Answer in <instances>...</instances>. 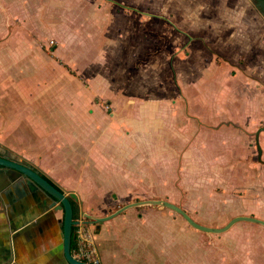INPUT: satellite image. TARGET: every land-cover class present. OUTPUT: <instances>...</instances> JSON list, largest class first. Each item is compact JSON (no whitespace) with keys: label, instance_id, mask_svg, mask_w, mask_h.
Masks as SVG:
<instances>
[{"label":"crops","instance_id":"crops-1","mask_svg":"<svg viewBox=\"0 0 264 264\" xmlns=\"http://www.w3.org/2000/svg\"><path fill=\"white\" fill-rule=\"evenodd\" d=\"M63 2H70L68 11ZM138 2L146 0H0V156L32 166L67 196L75 195L70 200L78 205V219L96 231L104 264H175L170 258L174 241L142 242L120 233L135 228L114 221L137 207L91 226V218L107 214L99 206L92 209L91 199L133 198L137 187L129 181H157L149 175L160 165V151L191 143L190 132L174 139L169 125L176 117L171 107L181 62L178 41H183L184 54L190 52L186 63L199 61L200 75L193 82L198 94L192 95L191 79L184 81L185 104L191 109L194 101L213 99L212 115L223 124L222 143L209 145L233 151L229 158L220 155L222 160L237 161L238 169L246 163L253 179L257 165L250 159L264 172V10L259 2L167 0L184 11L182 21L175 15L165 29L159 26L162 18L144 14ZM191 2H200L198 12ZM145 25L153 34L148 40ZM159 31L168 46L156 45ZM82 40L90 48L81 46ZM126 53L133 56L128 69L122 63ZM88 54L91 65L77 63L75 56ZM81 67H87L86 76ZM96 86L101 96L95 94L94 101L88 93ZM112 97L124 104L113 117L102 104ZM121 114L132 118L130 123L123 119V128L113 122ZM146 121L152 128H143L150 134L129 143L126 127ZM227 130L233 134L229 139ZM189 152L191 161L193 149ZM11 174L0 169V264H69L63 249L64 211L53 207V199L31 180ZM160 255L167 260L161 262Z\"/></svg>","mask_w":264,"mask_h":264},{"label":"rangeland","instance_id":"rangeland-1","mask_svg":"<svg viewBox=\"0 0 264 264\" xmlns=\"http://www.w3.org/2000/svg\"><path fill=\"white\" fill-rule=\"evenodd\" d=\"M90 1L91 0H81V2ZM166 1L167 0H146V2H138V4H143L144 14L147 13L149 15H158L161 17L162 19L159 20V26L167 29V20H171L175 15L177 18H180L177 19V22L182 21L184 8L180 7V9H177L174 5H171L170 2ZM227 1L260 2L259 0ZM63 3L64 11H68L70 2ZM120 3L123 5L122 2ZM191 4L194 5L193 12H198L200 2H191ZM162 20H166V22ZM179 24L182 26V23ZM146 25L144 29V38L148 40L151 39L153 34L150 33ZM162 35V31L155 34V37L160 39L158 40L156 38V45L159 46V48L169 45L167 37L166 40H164ZM178 35L180 34L175 33V36ZM81 42V46L84 45L85 49L90 48L91 44L89 45V41L85 42L82 40ZM182 42L183 41L177 42V47L179 48L177 52L180 55L179 60L181 62L177 61L178 63L176 65L178 73L176 74L177 79L174 88L175 102H172L173 107H171L175 110L176 117L173 119L174 122H169V125L171 124V130L174 132V139L183 137L186 131H188V133L190 132L192 137L191 143H186L183 146L174 144L172 148L169 149V152L162 149L163 151H160V165L158 168H155L154 174L150 173L151 175H149L151 180L154 178L157 181L151 183L147 179H144L143 181L147 182L145 184H130L129 181V185H132L134 189L137 187L135 192L132 193V195H134L133 198H119L120 200L117 198L109 200L91 199V208L96 209V206H99L101 207L99 210H104L105 213H107L105 216H109L127 204L147 200H165L183 208L199 224L211 228H222L233 218L239 216L255 217L264 220V183L262 181L264 172L263 168L260 167L262 164L257 163L254 159H250L257 165L251 170L255 176V179H253L245 167L247 166L246 163L238 169L237 161L231 158L222 160L220 155L229 158L233 156V151H224L221 148L217 151L215 150L216 147L211 148L212 145H209L216 143L217 140L222 143V137H224L221 130L223 124H218V119L213 116L215 115L214 100H209L208 104H199L198 101H194L191 109L185 104L188 96L185 94L184 81L190 82L189 79H191L192 89H195L192 95L198 94L196 92L197 88L194 87L195 84H193V82L200 74L198 60L191 64L185 62V56L189 58L190 52L188 53V51H186L184 54L183 50L185 46H183ZM150 46H152V44H150ZM123 56H125V62L122 61L123 66L128 69L132 62L130 58L132 59L133 56H130L128 53ZM75 57L77 63L81 66L91 65V54H88L87 57L86 55H77ZM106 58L110 60L113 57ZM206 58L208 62L212 60L209 56ZM120 64L121 62H119L118 65ZM86 70L87 67H81L79 72L81 75L86 76ZM91 71H93V68H91ZM87 85L91 91V83ZM99 92V86H96V90L95 87H92V94L90 92L88 95H90L92 99L95 94L99 95ZM113 98L114 97H112V100ZM170 98L172 99L171 96ZM104 99L105 100L102 102L103 109L112 113V117L116 111L124 105L120 98H115L113 101H109L106 98ZM127 105L128 104H126V106ZM80 106L82 107L83 104L80 103ZM134 106L139 108V104H134ZM123 119L128 123L132 121L130 116L127 117L121 114V118L117 115V117L113 119V122L116 123L118 127L121 126V128H123V126H125ZM119 122H121V124H119ZM205 122L206 125L203 124ZM148 124L149 121L138 126L128 125L125 131L128 134L129 143L133 142V137L136 140L137 135H142L143 133L150 134V129L143 128ZM164 125L165 124L162 123L161 128L164 127ZM229 125L230 124H228V126ZM148 126L151 127V125ZM231 131L232 130H227L228 139L233 135ZM201 132L204 133L201 135ZM201 140L208 144V150L207 147L205 148L199 144ZM144 148L146 149V147ZM189 148L193 149V152H191V161L187 158V156L191 155ZM168 153H170V156L163 159L164 154L167 155ZM257 153L260 155L258 148ZM217 154L218 158L215 157ZM206 159L208 161H206ZM173 163H175V168L170 166ZM240 174L241 176L238 177ZM137 179L139 180L138 177ZM132 181H135L134 177H132L131 182ZM152 194L158 195V197H166H153L151 196ZM154 207L157 206H139L127 211L124 217L118 218L114 223L120 224L121 228H125L124 226L135 228L134 230L120 231V233H128L131 238H136L142 242L153 240L162 244L163 241L169 243L174 241L177 246L174 247V253L172 251L170 258L174 260L175 264H264V226L249 221H242L233 225L226 232L219 234L206 233L191 226L177 212ZM95 236H97L96 231ZM99 238L102 240L103 230L99 234ZM96 244L102 263L104 264L97 237ZM143 249L161 250L162 247H146ZM159 260L165 262L167 256L160 255Z\"/></svg>","mask_w":264,"mask_h":264},{"label":"water","instance_id":"water-1","mask_svg":"<svg viewBox=\"0 0 264 264\" xmlns=\"http://www.w3.org/2000/svg\"><path fill=\"white\" fill-rule=\"evenodd\" d=\"M259 1L260 2L258 5L262 8V10H264V0H259ZM260 131H264V128H261ZM260 131L256 134V143H257L256 145L259 153L261 154L262 150L259 144ZM0 169L6 174L12 175L11 173L13 172L15 173L14 174L15 176L22 175L28 178L36 186L42 189L49 197L53 199L54 202L53 207H57V209L64 211L63 249L66 260L68 261L69 264H85L83 262L75 260L72 256L73 227L77 224V221L74 220V210L70 199L71 198L76 199L75 195L70 194V196H67L63 191H61L51 182H49L39 171L35 170L32 166H29L27 164L0 156ZM145 205L165 207L171 209L174 212L180 214L191 226L206 233H218V234L223 233L228 231L236 223L242 221H249L264 226L263 220L253 217H246V216L235 217L226 226L222 228H211V227L203 226L198 222H196L183 208L165 200H147V201L127 204L109 216L91 218L92 219L91 224L99 225L105 221L115 218L116 216L122 214L123 212H125L130 208L145 206Z\"/></svg>","mask_w":264,"mask_h":264},{"label":"built area","instance_id":"built-area-1","mask_svg":"<svg viewBox=\"0 0 264 264\" xmlns=\"http://www.w3.org/2000/svg\"><path fill=\"white\" fill-rule=\"evenodd\" d=\"M74 228L73 258L85 264H103L96 244L95 231L90 227L89 222L85 219H78Z\"/></svg>","mask_w":264,"mask_h":264},{"label":"trees","instance_id":"trees-1","mask_svg":"<svg viewBox=\"0 0 264 264\" xmlns=\"http://www.w3.org/2000/svg\"><path fill=\"white\" fill-rule=\"evenodd\" d=\"M44 177L48 180V178L46 176H44ZM71 203L73 205V210H74V220H77L78 217H79L78 216V214H79L78 213V205L73 200H71ZM74 232H75V228L73 227V244H72V247L74 246V242H75V234H74Z\"/></svg>","mask_w":264,"mask_h":264}]
</instances>
